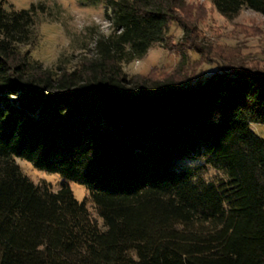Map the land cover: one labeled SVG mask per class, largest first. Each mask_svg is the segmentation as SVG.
I'll return each instance as SVG.
<instances>
[{
	"label": "trees",
	"instance_id": "1",
	"mask_svg": "<svg viewBox=\"0 0 264 264\" xmlns=\"http://www.w3.org/2000/svg\"><path fill=\"white\" fill-rule=\"evenodd\" d=\"M80 1L103 5L110 32L70 70L22 50L45 4L0 0V264H264V70L216 60L179 81L202 54L169 43L172 23L189 36L185 0ZM212 2L264 15V0ZM155 44L181 45L180 69L129 76ZM16 158L85 185L102 225Z\"/></svg>",
	"mask_w": 264,
	"mask_h": 264
},
{
	"label": "rangeland",
	"instance_id": "2",
	"mask_svg": "<svg viewBox=\"0 0 264 264\" xmlns=\"http://www.w3.org/2000/svg\"><path fill=\"white\" fill-rule=\"evenodd\" d=\"M4 2L7 9L11 5L14 9H23L33 3L45 4L47 13L39 16L37 39L22 47V50H28L34 59L53 69L63 66L71 70L83 58L93 57L99 35L110 32L106 10L101 4L94 5L80 0ZM181 17L188 25L189 36L184 35L178 23H172L167 33L169 43H183V47L198 46L202 54L188 51L189 63L176 77L179 81L198 77V73L203 71H211L214 68L211 63L216 60L234 67L264 70V15L261 13L243 8L235 17L227 18L218 12L212 0H185ZM180 46L173 51L155 44L145 57L124 63L123 69L129 76L165 78L180 69ZM252 129L264 139V125L253 124ZM16 162L22 172L36 184L48 185L54 191L68 184L76 198L85 201L92 218L102 225V219L85 185L65 180L56 173L39 170L26 160L16 158Z\"/></svg>",
	"mask_w": 264,
	"mask_h": 264
},
{
	"label": "clouds",
	"instance_id": "3",
	"mask_svg": "<svg viewBox=\"0 0 264 264\" xmlns=\"http://www.w3.org/2000/svg\"><path fill=\"white\" fill-rule=\"evenodd\" d=\"M17 6L19 7V4Z\"/></svg>",
	"mask_w": 264,
	"mask_h": 264
}]
</instances>
